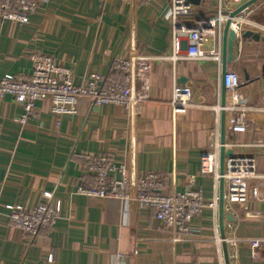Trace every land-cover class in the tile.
<instances>
[{
    "label": "crops",
    "instance_id": "1",
    "mask_svg": "<svg viewBox=\"0 0 264 264\" xmlns=\"http://www.w3.org/2000/svg\"><path fill=\"white\" fill-rule=\"evenodd\" d=\"M219 1L200 0L198 16L216 15ZM167 13V0L137 6L126 0H47L29 23L0 21V79L6 74H30L35 54L50 55L71 67L76 84L92 71L116 75L113 59L127 58L133 49L145 58L137 65L135 113L112 104L94 106L82 96L77 114L57 120L49 100H43L38 116L23 125L19 122L23 109L13 96L0 99V264H225L218 210L204 208L192 222V238L175 243L154 210L140 206L134 190L131 199L121 200L95 198L77 189L95 179L84 161L74 157L88 153L107 155L136 176L167 174L166 192L171 187L178 191L193 187L201 188L208 199L214 196L213 178L200 171L211 132L217 126L221 130V114L217 124L215 110L221 95L209 88L220 86L222 65L213 59L180 58L163 64L148 60L147 56L172 47ZM237 18L242 31L229 67L241 73L240 92L256 109L249 113L247 133L230 139L248 142L264 135V42L254 38L256 33L264 36L258 27L264 24V0ZM186 46L184 42L182 56ZM173 82L192 89L187 114L176 120L165 94ZM230 99L226 92V102ZM256 154L264 172V154ZM260 189L263 194L257 203L225 208L234 218L224 217L226 238L236 240V245L227 242L230 264H264V247L254 254L244 241L264 237V182ZM45 193L51 198L46 199ZM50 200H60L62 212L36 238L30 240L11 225L8 204L33 207Z\"/></svg>",
    "mask_w": 264,
    "mask_h": 264
},
{
    "label": "built area",
    "instance_id": "2",
    "mask_svg": "<svg viewBox=\"0 0 264 264\" xmlns=\"http://www.w3.org/2000/svg\"><path fill=\"white\" fill-rule=\"evenodd\" d=\"M44 1L47 0H0V21L29 23L30 17ZM126 1L137 6L150 0ZM238 1L220 0L216 15L200 17L196 12V4L190 0H167L172 47L162 54L147 56V59H154L160 64L165 61L175 63L180 58L213 59L221 66L223 26L228 19L227 11L234 9V5L232 9H226L225 6ZM231 27L236 32V38L241 36V19L235 17ZM258 27L264 32V24H258ZM184 42L187 46L185 55L182 56ZM209 42H213L211 47ZM144 59L133 49L127 58L113 59L112 68L116 75L92 71L81 83L76 84L71 67L58 63L50 55L35 54L32 56L30 74H6L0 79V99L6 94L13 96L15 102L23 109L19 117V122L23 125L38 116V103L43 100H49L50 111L57 120L64 115L77 114L78 102L82 96L90 98L94 106L112 104L135 113L139 105L135 92L137 65ZM149 72H152V68ZM242 82L241 73L229 67L224 76V85L226 92L231 94V99L225 106L220 102L215 106L218 114L217 124L222 110L228 115L229 131L226 133L224 148L233 150L232 156H225L224 173H220L222 143L218 126L211 132V138L201 156L200 173L211 176L214 181L215 194L212 198H206L201 188L192 187L178 191L171 187L170 191L166 192L170 185V176L167 174L147 172L136 176L125 164H117L107 155L88 153L74 154V157L84 161L86 171L95 177L93 183L78 186V192L101 199L128 200L131 199L130 191L134 190L140 206L154 210L156 218L164 224L171 241L175 243L192 238V222L204 208L218 210L221 178L224 180L226 209L233 210L235 205L257 203L260 200V182H264V172H260L256 152L264 154V135L256 136L248 142L230 139L231 135L247 133L249 113L256 109L241 94ZM219 84L220 86L210 87L209 92L217 94L220 98L222 78ZM165 94L172 106L174 119L185 117L191 106L192 89L173 82L165 89ZM174 147L176 148V144ZM44 196L46 199L51 198L49 193ZM6 208L11 225L20 229L30 240L38 236L42 227H51L62 212L60 200L41 202L33 207L8 204ZM257 213L261 214L259 211ZM224 240L236 245L235 239H220L222 242ZM244 241L250 244L254 254L256 249L264 247V237L247 238ZM49 259L51 260L52 256Z\"/></svg>",
    "mask_w": 264,
    "mask_h": 264
},
{
    "label": "water",
    "instance_id": "3",
    "mask_svg": "<svg viewBox=\"0 0 264 264\" xmlns=\"http://www.w3.org/2000/svg\"><path fill=\"white\" fill-rule=\"evenodd\" d=\"M194 4H199L200 0H190ZM259 0H239L237 3L234 4V9L227 11L228 19L223 26V33H222V88H221V105L225 106L226 104V89L224 85V76L235 59V41H236V32L231 27L232 20L237 17L240 13H242L245 9L250 7L251 5L255 4ZM255 39H261L264 42V36L262 37L259 33L254 35ZM244 78L246 80L249 79V72L247 68H244ZM262 75L264 76V65L262 66ZM220 140L222 143V147L220 150V173H224V161L225 156H232L233 150L232 149H225L224 144L226 141V113L224 110L221 112V130H220ZM219 230L222 239L226 238L225 230L226 226L224 223V217L226 215V219L228 221H234L232 213H227L225 210V203H224V180L221 178L219 183ZM223 251H224V258L225 264H230L229 253H228V245L227 242L223 241Z\"/></svg>",
    "mask_w": 264,
    "mask_h": 264
},
{
    "label": "rangeland",
    "instance_id": "4",
    "mask_svg": "<svg viewBox=\"0 0 264 264\" xmlns=\"http://www.w3.org/2000/svg\"><path fill=\"white\" fill-rule=\"evenodd\" d=\"M62 65H64V64H62ZM263 194V189H260V195H262Z\"/></svg>",
    "mask_w": 264,
    "mask_h": 264
}]
</instances>
